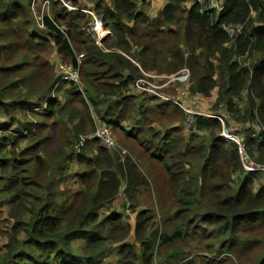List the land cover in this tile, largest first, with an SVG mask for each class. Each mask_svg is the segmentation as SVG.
<instances>
[{
	"label": "trees",
	"instance_id": "16d2710c",
	"mask_svg": "<svg viewBox=\"0 0 264 264\" xmlns=\"http://www.w3.org/2000/svg\"><path fill=\"white\" fill-rule=\"evenodd\" d=\"M49 1L41 28L32 0H0V216L10 223L0 264H264V174L246 173L218 120L196 116L186 140L178 105L130 89L143 71L188 67L185 85L223 105L230 129L232 117L264 126V0H220L222 11L166 0L156 17L138 0H88L112 31L102 45L90 15ZM226 24L244 33L230 41ZM55 52L79 67L80 85L61 79ZM97 124L165 175L153 183L120 145L94 139ZM245 142L264 166V130ZM161 182L173 202L136 210ZM122 191L126 205L111 210Z\"/></svg>",
	"mask_w": 264,
	"mask_h": 264
},
{
	"label": "built area",
	"instance_id": "2783aa9c",
	"mask_svg": "<svg viewBox=\"0 0 264 264\" xmlns=\"http://www.w3.org/2000/svg\"><path fill=\"white\" fill-rule=\"evenodd\" d=\"M63 2L69 9H75L77 6L73 5L70 0H60ZM146 0H138L139 4H144ZM185 7L189 8L195 5H200L202 11H211L217 10L222 11L224 9V4L220 0H187L185 2ZM42 6V10L40 7ZM32 8L34 14L39 22L41 27L44 26L43 19L45 14H50V1L43 0L40 2L39 0H32ZM93 8L82 9L85 13L90 15L93 19L91 28L95 32L98 37V40H103L104 38L110 35V31L103 29L102 21L97 15ZM224 30L228 33L230 41H234L237 36H240L244 33V25L240 24H226L223 26ZM61 79L69 80L75 83L76 85H80V70L78 66H75L72 63L69 64H61L60 65ZM183 73L182 77H178L179 72L173 74L171 76H162L158 74L147 73L143 71V77H140L135 80L133 84L130 85V89L132 91L142 92L148 95L151 94L152 97L160 98L163 101H167L169 103L178 105L186 114V119L184 121V126L188 129L196 128V116H203L210 119L218 120L222 125L221 135L227 139L228 141L233 142L239 148V156L241 162L244 166L246 173H264V166L258 164L248 153L247 145L245 142V137L247 135L255 136L260 134L264 130V126L260 124L258 121H251L248 123L247 128L245 129L244 134L240 132L233 131L232 129H228L227 126V112L222 110L223 105H219L220 108L217 112L212 113H203L197 110V107H190L186 105L183 101L184 98L187 97V90L181 91L178 97H169L167 95H163L161 89L165 87L169 81H166V78H174L183 82L189 83L190 69L188 67H184L181 71ZM160 79V82L157 80ZM163 82V83H162ZM200 96V95H199ZM165 103V102H164ZM217 108V109H218ZM3 130L0 128V136ZM93 138L101 141L107 148L111 149L118 145L116 137L111 131V128L108 124H97L96 130L93 133ZM119 148H121L119 146ZM125 152V149H122Z\"/></svg>",
	"mask_w": 264,
	"mask_h": 264
},
{
	"label": "rangeland",
	"instance_id": "374dc122",
	"mask_svg": "<svg viewBox=\"0 0 264 264\" xmlns=\"http://www.w3.org/2000/svg\"><path fill=\"white\" fill-rule=\"evenodd\" d=\"M67 1V0H65ZM155 0H146V3L143 4V8L145 10H147L148 14L150 16H153V14L155 13V10H153V2ZM163 2H165V0H161ZM40 9L42 10V6L40 7ZM51 61L55 66L56 72L59 74L58 70H57V66L58 69L60 70V65L61 64H69V62H67V60L65 59L64 55H58L56 52L52 55L51 57ZM63 61V62H60ZM60 62V63H58ZM58 63V64H57ZM57 65V66H56ZM180 74L178 75V77H182L183 73L179 72ZM191 73H190V82L191 84H193L192 79H191ZM160 82V79H157ZM166 81H169L168 84L163 87L161 89V93L163 95H167L169 97H178L181 93V91L183 90H188V95L186 98L183 99L184 103L190 107H197V110L203 113H212V112H217L220 108L216 109L215 106V102H214V97H205L202 95H197L194 94L192 92H190V88L191 85H185L187 84V82H183L180 80H177L174 78H166ZM189 82V83H190ZM163 83V82H162ZM137 92L139 94H142V92H138V91H134ZM146 98L152 97L151 94L148 93V95H145ZM158 101L154 100L153 103L151 104L152 106L157 104V103H161V102H165V104H171L167 101H163L160 98H156ZM222 110L225 111V107H222ZM230 118V117H229ZM1 122V121H0ZM231 124L238 129V131L241 134H244L245 129L244 127L236 120L230 119ZM126 127L130 128L128 126V124ZM182 126V133L185 136L186 140L188 139V137L191 135L190 134V129L186 128L184 126V121L181 123ZM228 129H230L228 126H226ZM114 136L116 137V140L118 142V145H120L121 148H117L118 150H121V155L124 156H130L133 159H135L137 161V163H139L140 167L142 168V170L146 173H148V176L150 178V180L153 182V177H159L162 173L165 175V173L163 172L162 166L159 164H152L150 161V157L148 154H146L133 140H131L130 138L126 137L125 135L123 136L121 134L120 131H116L113 133ZM201 135V134H200ZM122 149H125V152H123ZM75 170H78V166L75 167ZM263 173V172H262ZM264 174V173H263ZM75 179H72L71 181L73 182ZM154 183V182H153ZM168 186L165 185L163 182H161L159 184V194L158 191H144L141 193L140 195V200L141 203L143 205H140L136 208V210L140 211L143 209H148L150 208V205L152 204H156V206L158 207V209L160 210L161 207L163 206H168L170 205L171 202H173L174 198H171L170 196V190L168 193ZM126 197L124 194V191L121 192L118 200L115 202V204L113 205V207L111 208V210H116V211H121L124 206L126 205ZM176 208H172V212H175ZM130 213H132V210H129ZM162 214V211H160V216ZM5 217V216H4ZM4 217H0V235L2 236V238L4 239L3 241L6 242L7 237L5 234L6 229L10 226V223L4 222ZM133 226L135 225V220L134 218L131 219ZM131 240V239H130ZM128 240V241H130ZM180 247H185L184 243L178 242L177 244ZM189 247H187L188 250L193 251V255H204L207 256V252L204 249H196L193 248L195 247V243L191 242L188 244ZM239 264V261H237Z\"/></svg>",
	"mask_w": 264,
	"mask_h": 264
},
{
	"label": "crops",
	"instance_id": "0c3cea01",
	"mask_svg": "<svg viewBox=\"0 0 264 264\" xmlns=\"http://www.w3.org/2000/svg\"><path fill=\"white\" fill-rule=\"evenodd\" d=\"M71 1V3L74 5V1L73 0H70ZM80 2H81V4H79L78 5V7L77 8H75V9H69L70 11H80V12H83V13H85L84 11H82V9H87V8H94V6H93V3L92 2H90V1H88V0H79ZM166 0H165V2H163V1H161V0H155L154 2H153V10H155V13L153 14V16H151V17H156V16H158L159 15V13L160 12H162L163 10H164V7H165V4H166ZM146 3V2H145ZM144 3V4H145ZM141 5H143V4H141ZM183 7H185V5L183 6ZM95 14H96V12H95ZM97 15V14H96ZM97 17H99L98 15H97ZM100 18V17H99ZM101 19V21H102V18H100ZM93 20V19H92ZM92 24V23H91ZM102 26H103V29H105V30H108V31H110V35L108 36V37H106V38H104L103 40H98V37H97V35L95 34V32L92 30V28H91V26H90V32L93 34V36H94V39H95V41L99 44V45H102L103 43H104V41H106L108 38H110L111 36H112V31L110 30V29H107V28H105L104 27V24H103V21H102ZM41 28H44V27H41ZM81 59L80 58H78V61H80ZM60 62H63V61H60ZM60 62H58V63H60ZM57 63V64H58ZM57 66V65H56ZM210 119V118H209ZM92 137H93V135H92ZM247 137V136H246ZM246 137H245V139H246ZM231 142V141H230ZM233 143V142H232ZM0 173H1V171H0ZM5 209V208H4ZM0 217H4V216H0ZM0 220H3V219H0ZM4 239L2 238V236L0 235V250L3 248V246H4V243H6L5 241H3Z\"/></svg>",
	"mask_w": 264,
	"mask_h": 264
}]
</instances>
